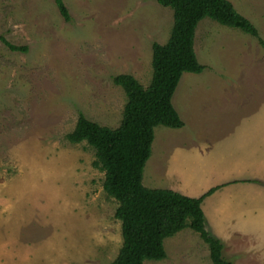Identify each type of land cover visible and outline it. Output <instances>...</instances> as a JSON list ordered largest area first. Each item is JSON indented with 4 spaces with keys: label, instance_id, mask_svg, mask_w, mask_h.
Wrapping results in <instances>:
<instances>
[{
    "label": "rangeland",
    "instance_id": "rangeland-1",
    "mask_svg": "<svg viewBox=\"0 0 264 264\" xmlns=\"http://www.w3.org/2000/svg\"><path fill=\"white\" fill-rule=\"evenodd\" d=\"M228 1L264 41V0ZM64 3L70 22L55 0H0V264H111L122 246L95 151L66 136L80 114L120 126L127 97L113 79L150 85L173 11L156 0ZM194 50L205 69L184 74L172 99L184 127L155 129L142 183L193 198L221 186L202 203L206 229L232 264H264V48L205 18ZM164 247L166 259L144 264H212L190 228Z\"/></svg>",
    "mask_w": 264,
    "mask_h": 264
},
{
    "label": "trees",
    "instance_id": "trees-1",
    "mask_svg": "<svg viewBox=\"0 0 264 264\" xmlns=\"http://www.w3.org/2000/svg\"><path fill=\"white\" fill-rule=\"evenodd\" d=\"M173 11V27L164 45L152 46V79L144 88L134 76L119 75L113 81L127 97L120 126L113 129L80 114L75 129L66 136L71 144L87 143L95 151L94 167L104 174L103 188L118 207L122 246L111 264H144L162 261L167 254L164 241L186 228L198 233L208 245L212 264H232L223 257V245L205 225L203 201L221 186L198 198L168 189H149L142 183L143 172L152 155L155 129H182L184 123L172 99L186 73L201 74L195 33L209 18L220 25L238 29L260 42L257 28L236 11L228 0H156ZM66 22L70 14L64 0H55ZM12 51H26L8 44Z\"/></svg>",
    "mask_w": 264,
    "mask_h": 264
},
{
    "label": "crops",
    "instance_id": "crops-1",
    "mask_svg": "<svg viewBox=\"0 0 264 264\" xmlns=\"http://www.w3.org/2000/svg\"><path fill=\"white\" fill-rule=\"evenodd\" d=\"M215 187H219V186H215ZM215 187H212V188H215ZM173 188H175V189H177L178 190V188L175 186V187H173ZM211 188V189H212ZM181 191V190H180ZM182 192H185V190H183ZM202 196V195H201ZM188 197V196H187ZM191 198H193V197H191ZM198 198V197H197Z\"/></svg>",
    "mask_w": 264,
    "mask_h": 264
}]
</instances>
